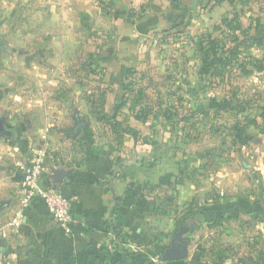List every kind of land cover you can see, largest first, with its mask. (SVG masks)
<instances>
[{
	"label": "rangeland",
	"instance_id": "374dc122",
	"mask_svg": "<svg viewBox=\"0 0 264 264\" xmlns=\"http://www.w3.org/2000/svg\"><path fill=\"white\" fill-rule=\"evenodd\" d=\"M122 2L0 0V119L44 166L179 161L167 247L183 229V264H264V0ZM210 38L238 57L221 77L200 74Z\"/></svg>",
	"mask_w": 264,
	"mask_h": 264
},
{
	"label": "crops",
	"instance_id": "0c3cea01",
	"mask_svg": "<svg viewBox=\"0 0 264 264\" xmlns=\"http://www.w3.org/2000/svg\"><path fill=\"white\" fill-rule=\"evenodd\" d=\"M121 1L128 9L152 0ZM8 130L10 136L0 135V264H182L162 260L174 244L167 247L169 230L155 223L160 216L169 222L184 220L170 216L175 204L189 201L190 185L180 173L179 161L116 167L104 153L99 162L82 168L45 166L40 186L58 189L71 204L72 223L66 233L42 199L24 203L23 167L37 157ZM58 173H64L60 180ZM171 189L179 191L177 202L165 195ZM13 220L18 225L10 227ZM107 249L114 258L107 257Z\"/></svg>",
	"mask_w": 264,
	"mask_h": 264
},
{
	"label": "trees",
	"instance_id": "16d2710c",
	"mask_svg": "<svg viewBox=\"0 0 264 264\" xmlns=\"http://www.w3.org/2000/svg\"><path fill=\"white\" fill-rule=\"evenodd\" d=\"M202 0H179V5L180 7H184L188 10H194L195 7L199 6V4L201 3ZM230 2V3H235L237 0H217V5L222 4L223 2ZM231 26V25H229ZM240 29V28H239ZM255 43H257L260 46L264 45V38L263 39H257V38H253ZM207 44V45H206ZM199 46V50L201 52V57H202V67L200 70V74L201 75H209V76H216V77H221L224 76V72L225 69H227L231 64L235 63L236 60L238 62V57L235 55V53H230L228 57H224L223 54L220 51V45L218 44V41L216 39H208L205 43V41H201L198 43ZM259 70L263 71L264 70V64L262 63L260 67H258ZM128 69L126 67L122 68V74L123 76H126V74L128 73ZM105 103V101H104ZM217 106H219L220 108L222 107L225 110L229 109L230 104L229 103H218L216 102ZM126 105H128V99H124V101L121 103V105L117 108L118 110H121L123 107H125ZM226 106V107H225ZM225 107V108H224ZM250 124L256 125V121H251ZM91 130L84 129L81 133V135L84 136L85 139H87L88 141V145L90 147V149L92 148V146H94V141H93V134L92 132H90ZM129 132H133L132 130H130ZM133 134L135 135V138H137V134L133 132ZM100 158L98 155L94 154L93 151H91L90 153H88V158H87V162H99ZM180 173L182 174V176H184L187 179L186 173H185V169H183V167L180 168ZM218 223H220L219 221H216ZM109 229H112V231L116 234L117 233V229L115 227V225L110 224ZM107 251V257L112 259L113 257V253L111 251H109L108 249ZM185 261H181L180 263H184ZM258 264V263H257Z\"/></svg>",
	"mask_w": 264,
	"mask_h": 264
},
{
	"label": "built area",
	"instance_id": "2783aa9c",
	"mask_svg": "<svg viewBox=\"0 0 264 264\" xmlns=\"http://www.w3.org/2000/svg\"><path fill=\"white\" fill-rule=\"evenodd\" d=\"M43 162L44 160L38 157L29 165L23 167L24 183L27 188V197L24 203L33 198L42 199L46 203L58 226L68 233L70 232V225L72 223L71 204L58 189H44L40 186L41 176L46 171ZM16 225H18L17 220H13L9 223L10 227ZM2 232L3 230L0 227V238L3 235Z\"/></svg>",
	"mask_w": 264,
	"mask_h": 264
},
{
	"label": "water",
	"instance_id": "95a60500",
	"mask_svg": "<svg viewBox=\"0 0 264 264\" xmlns=\"http://www.w3.org/2000/svg\"><path fill=\"white\" fill-rule=\"evenodd\" d=\"M0 135L10 136L11 132L7 129L6 123L0 119ZM64 173H58L57 178L63 176ZM184 230L180 229L176 237L173 239L172 243L175 245L174 248L168 249L163 255L162 260L164 262H181L185 261L189 254V249L186 242L183 240Z\"/></svg>",
	"mask_w": 264,
	"mask_h": 264
},
{
	"label": "flooded vegetation",
	"instance_id": "af4514ba",
	"mask_svg": "<svg viewBox=\"0 0 264 264\" xmlns=\"http://www.w3.org/2000/svg\"><path fill=\"white\" fill-rule=\"evenodd\" d=\"M0 45H2V44L0 43ZM174 247H175V245H174Z\"/></svg>",
	"mask_w": 264,
	"mask_h": 264
}]
</instances>
